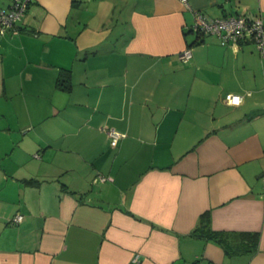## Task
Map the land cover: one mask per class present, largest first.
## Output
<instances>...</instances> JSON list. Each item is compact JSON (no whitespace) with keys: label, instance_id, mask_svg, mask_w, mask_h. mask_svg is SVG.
I'll return each instance as SVG.
<instances>
[{"label":"crops","instance_id":"0c3cea01","mask_svg":"<svg viewBox=\"0 0 264 264\" xmlns=\"http://www.w3.org/2000/svg\"><path fill=\"white\" fill-rule=\"evenodd\" d=\"M110 9L122 36L87 34ZM195 11L264 0H31L0 28V264H264V56L188 31Z\"/></svg>","mask_w":264,"mask_h":264},{"label":"built area","instance_id":"2783aa9c","mask_svg":"<svg viewBox=\"0 0 264 264\" xmlns=\"http://www.w3.org/2000/svg\"><path fill=\"white\" fill-rule=\"evenodd\" d=\"M187 3L188 0H181ZM31 0H11L7 8L0 9V28L16 30V23L22 18L28 8ZM194 32L213 33L216 34L221 44H239L242 41L249 40L256 47L261 56H264V19L261 15L256 14L252 17L243 14L226 15L216 18L207 17L204 13L195 11L193 15V22L189 26ZM191 55L190 49L183 51L182 57L187 60ZM244 95L237 93H226L224 95V102L228 105H239L243 101ZM110 143L115 146L120 138V134L115 130L108 131ZM22 215L18 214L14 217V222H19ZM138 262V256L135 255L132 259ZM213 264V263H210Z\"/></svg>","mask_w":264,"mask_h":264},{"label":"rangeland","instance_id":"374dc122","mask_svg":"<svg viewBox=\"0 0 264 264\" xmlns=\"http://www.w3.org/2000/svg\"><path fill=\"white\" fill-rule=\"evenodd\" d=\"M86 3H83L82 6L79 9L74 10L73 15L76 21L78 23H75L77 25V31L83 30L84 29V24L87 23V20H89V11H90V6L85 7ZM105 15L107 16L105 25L93 27L91 25L90 29H87V34H89L91 37H96L98 38L99 36L103 35V31L105 35H107L108 40L109 39H115L116 37L119 38L122 36L124 32L123 28V21L121 19V15L119 16L118 10H107L104 11ZM102 16L103 17V12L98 13V17ZM101 20L100 17L97 19V21ZM94 20H92L93 23ZM102 22V21H100ZM91 23V24H92ZM122 23V24H121ZM99 25V24H98ZM104 26V28H102ZM86 33V32H85Z\"/></svg>","mask_w":264,"mask_h":264},{"label":"trees","instance_id":"16d2710c","mask_svg":"<svg viewBox=\"0 0 264 264\" xmlns=\"http://www.w3.org/2000/svg\"><path fill=\"white\" fill-rule=\"evenodd\" d=\"M188 31L190 32H194L191 29H188ZM197 35L199 34H203L200 32H195ZM68 76L67 74H65V72H63L60 76H58L56 84L59 87H65V82L67 81ZM209 222H210V218H209V213L208 212H204L200 215L199 221H198V225L194 228L193 233L197 232V234L200 236L202 235V233H204L205 235H207L208 238H211L215 241H217L218 243H220L223 247H225L223 245L222 241V237L218 235L217 232L213 231L210 229L209 227ZM244 235V237H246V241L245 243L247 244L246 246L249 248H252L257 240V233H245L242 234Z\"/></svg>","mask_w":264,"mask_h":264}]
</instances>
